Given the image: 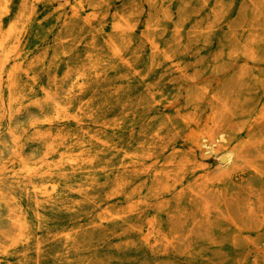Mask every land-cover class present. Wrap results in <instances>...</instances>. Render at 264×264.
<instances>
[{"label": "bare ground", "instance_id": "bare-ground-1", "mask_svg": "<svg viewBox=\"0 0 264 264\" xmlns=\"http://www.w3.org/2000/svg\"><path fill=\"white\" fill-rule=\"evenodd\" d=\"M52 1L0 0V95L7 93L6 105L10 119L14 118L17 107L26 103L50 109V115L35 119L31 123L34 129L31 140L45 147L46 154L52 158L48 163L28 160L20 150V135L17 130L9 129L13 154L0 167V182L5 170L12 174L16 182L21 183H28L31 178H41L50 174L59 177L70 190L88 193L96 183H100L99 178L102 177L107 202L115 199L127 203V206L109 205L98 215L100 224L126 222L129 226L128 231L133 233L139 231L137 224L131 221L134 210L138 208L137 204L135 206L132 204L135 198L142 194L149 199L174 195L177 202L175 207L190 213L189 207L182 206V201L188 196L198 205L193 226L195 231L204 230L214 239L216 233L226 230L225 226L232 227L235 232L233 231L229 239L231 244L252 246L256 249L252 262L247 258H237V264H262L264 185L245 180L237 185L236 177L240 175L241 178L244 177L249 168L264 179V36L255 34L244 46L234 45V52L229 55L231 56L229 60H234L233 56L239 57L241 51L248 54L244 55V66L237 71V76L230 82V87L227 86V81L221 83L219 80L217 82L221 89L215 94L192 87L188 91V103L182 107H179L176 99L169 98L165 101L171 111L181 115L186 129L182 137L189 147V152L180 159L176 146L168 147L167 151H162L158 156L159 140L155 143L145 140L152 136L153 139H160L161 143L162 134L179 131L172 119L162 120L157 129L151 131L150 123L147 124L148 119L145 117L139 119L141 133L137 137L132 133L129 142H136L147 151L152 161L158 164L162 162L159 170L151 174L146 166L147 160L143 159V156L139 157L141 154L125 151L118 167L112 166L106 159L112 153V147L119 151L124 149L126 141L123 137L128 127L120 122L109 123L106 114L108 105L113 103L111 97L123 94L122 89L130 86L131 78L121 74L119 86L114 92L108 89L101 94V89L105 88L107 72L110 70H129L142 62L141 52H132L130 46L135 40L133 36L139 16L137 3L121 10L113 9L111 0H64L71 6L70 19L56 35L53 57L48 66L49 84L42 87L43 97H39L34 92L35 86L27 84L25 79L37 77L38 71L47 65L45 54L36 52L39 44L34 41L33 36H37V30L44 24L40 20L39 2H45L48 6ZM145 1L149 6V18L145 23L146 30L143 36L150 42L152 54L156 56L160 48L157 36L161 31L164 13L160 9L161 0ZM15 7H17L15 18L6 26L4 20L12 14ZM257 7L264 11V0H258ZM182 17L188 18L186 10ZM259 22L256 20L253 26L233 27V42L237 39L239 28L243 31H252L254 25ZM108 23L113 28L109 34ZM86 29L90 30L89 35L80 49L79 41L74 37L78 30ZM93 30L99 36L91 37ZM63 31H66V34H62ZM180 32V29H176V33ZM210 32V27L205 26L204 29H195L193 35L208 36ZM9 43L12 45L4 51ZM82 50L84 54L81 55L79 53ZM188 54L187 49L178 51L166 58L164 63L174 65L176 59L179 63L180 57ZM65 57L69 58V68L61 76L59 68ZM155 68L153 64L149 66L151 71H156ZM213 68L219 70L221 66L216 65ZM178 71L186 74L187 67ZM246 75L253 77L255 88L247 84L245 89L239 90L241 82L247 80ZM70 76H73V83L70 82ZM65 86L67 90H64ZM89 94L92 96L86 101ZM61 98L64 101L58 100ZM156 120L157 117L152 121ZM110 131L114 132L113 135L107 136ZM6 145L4 142L1 148ZM210 154L225 157V159L220 157V168L214 172L207 171L202 163V158ZM193 163L197 165L194 166ZM171 166H176L178 170L173 173ZM198 171L201 174L192 180ZM176 173H179L180 179L176 178ZM137 177L145 180L138 188L131 190ZM143 187L147 188L146 192H143ZM212 191L214 204L220 209V213L215 221L209 223L207 216L213 205L198 195ZM253 198L257 200L256 209L247 204ZM6 202L5 193L0 191V208ZM258 208L262 210L261 213L257 212ZM11 218L17 228V234L4 235L8 244L0 246V264L3 260L15 256H22L20 264H29L27 255L20 253L31 247L40 248L42 240L29 220L20 216ZM157 226L165 242L174 245L178 237L177 232L173 229H164V224L160 221ZM96 227L97 224L93 223V228ZM41 228L42 234L47 231L46 225ZM79 231L73 227L65 237L77 239ZM243 233H247L245 239L242 237ZM57 235L61 237L64 233L59 231ZM260 245L262 247H259Z\"/></svg>", "mask_w": 264, "mask_h": 264}, {"label": "rangeland", "instance_id": "rangeland-1", "mask_svg": "<svg viewBox=\"0 0 264 264\" xmlns=\"http://www.w3.org/2000/svg\"><path fill=\"white\" fill-rule=\"evenodd\" d=\"M257 2L258 0H209L207 2L206 0H161L160 9L164 13V18L161 21V31L157 36L160 48L154 56L150 42L143 36L146 30L145 23L149 18V6L146 1L111 0L112 8L121 10L137 3L139 16L135 26V36H133L135 40L130 46L132 52L140 51L142 54V62L133 69L107 72V83L105 88L101 89V94L108 89L114 92L119 86L121 74L131 78L130 86L127 87L125 84L122 89L123 94L120 96L113 95L111 97L113 103L107 108L106 120L109 123L120 122L128 127L123 137L126 141L124 149L119 151L112 147V153L106 157L112 166H120L125 151L141 154L139 157L143 156L142 158L147 160L146 166L151 174L158 171L162 165V162L158 164L152 161L148 156L149 153L136 142H129L132 133L135 137L141 133L142 129L138 123L141 117L148 119L149 131L156 130L157 125L164 119L169 121L172 119L179 128L177 129L179 131L162 134L161 143L160 139H153L152 136L145 138L147 142L153 141V143L159 140L158 156L171 146H176L179 159L189 152V147L182 137L186 129L181 115L171 111L165 101L169 98L176 99L179 107H182L188 103V91L192 87L208 90L210 94H215L221 89L218 80L221 83L227 81V86L230 87V82L237 76V71L244 66V55L248 54L241 51L239 57L233 56L235 59L229 60L231 57L229 55L234 52V45L244 46L255 34L264 36V11L257 7ZM39 8L40 20L44 24L37 30V36L33 37L39 44L36 52L45 54L47 65L38 71L37 77L26 78L25 82L34 85V92L37 96L43 97L41 89L49 84L48 66L53 57V44L56 35L63 30L70 19L71 6L64 0H53L48 3V6L45 2H39ZM184 10L188 16L186 19L182 17ZM16 11L17 7L5 18L6 26L13 21ZM256 20L260 22L254 25L252 31H243L239 28L237 39L233 42V27L253 26ZM205 26H209L211 30L208 36L193 35L195 29H204ZM107 29L108 34L113 30L109 23ZM176 29H180L181 32L176 33ZM89 31L88 29L78 30L76 33L74 38L79 41L80 49L83 48ZM62 34H66V31ZM90 36L99 35L93 30ZM11 45L12 43L7 44L4 51ZM186 49L189 54L182 55L179 63L176 59L174 65L171 63L165 65L166 58ZM79 54H84V50ZM152 64L156 67V71L149 69ZM216 65H220L221 68L214 70L213 66ZM184 67H187V73H179L178 69ZM68 68L69 58L65 57L59 68V74L63 76ZM246 77L247 80L238 86L239 90L245 89L247 84L255 88L256 83L253 77L248 75ZM70 82L73 83V76H70ZM110 86L113 89L110 90ZM64 90H67V86ZM91 96V94L87 95L86 101ZM7 98L6 92L0 95V167L13 154V142L8 134L9 129H16L20 135L19 145L24 157L30 161L48 163L52 158L46 154L45 147L31 140L34 135L31 123L35 119L50 115V109L26 103L17 107L14 118L10 119L7 112ZM58 100L64 101L63 98ZM155 117L158 120L152 121ZM113 133L110 131L107 136H112ZM115 137L118 138V136ZM4 142L7 145L1 148ZM220 157L216 154L203 157L202 163L206 170L210 172L218 170L220 159H225L224 156ZM193 165L196 166L197 163ZM177 170L176 166L172 167L173 173ZM200 174L201 172L198 171L192 180ZM175 176L180 179L179 173ZM144 180L145 178L137 177L131 190L138 188ZM244 180L264 185V179L249 168L244 177L241 178V175L236 177L237 185ZM99 181L100 183H96L90 192L78 193L64 186L56 175L47 174L45 177L31 178L28 183H21L16 182L12 174L5 170L0 182V191L5 193L7 200L6 204L0 208V246L8 244L4 235L17 234V228L13 225L11 217L20 216L32 223L38 237L42 240L40 248L31 247L20 253L27 255L29 264H237V258L253 261L256 254L255 248L234 246L229 242L233 231L235 232L232 227L225 226L226 230L216 233L214 239L204 230L195 231L193 226L198 205L188 196L182 201V206L189 207L190 213L175 207L177 202L174 195L149 199L142 194L135 198L132 204L134 203V206L137 204L138 208L134 210L131 221L137 224L139 231L134 233L128 231L129 226L126 222L100 224L98 215L102 214L109 205L115 204L121 207L127 206V203L115 199L107 202V192L102 185L103 178H99ZM143 188V192H146L147 188ZM213 193L212 191L198 195L199 198L213 205L207 216L209 223L215 221L220 213V209L214 204ZM247 204L254 209L258 207L255 198ZM257 212L261 213L262 210L258 208ZM159 221L164 224V229H173L177 232L178 237L174 245L171 246L165 242L157 226ZM93 223L97 224L96 228H93ZM44 225L47 231L42 234L41 227ZM73 227L80 230L77 239L65 237ZM59 231H63L64 235L58 236ZM246 234H242L243 239L247 237ZM21 260L22 256H15L3 260L2 264H20ZM262 264H264V251Z\"/></svg>", "mask_w": 264, "mask_h": 264}]
</instances>
